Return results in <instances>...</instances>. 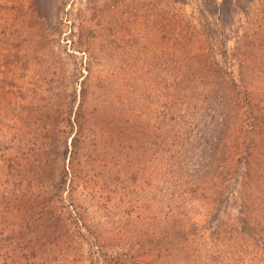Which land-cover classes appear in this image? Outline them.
Returning a JSON list of instances; mask_svg holds the SVG:
<instances>
[{
    "label": "rangeland",
    "instance_id": "374dc122",
    "mask_svg": "<svg viewBox=\"0 0 264 264\" xmlns=\"http://www.w3.org/2000/svg\"><path fill=\"white\" fill-rule=\"evenodd\" d=\"M0 264H264V0H0Z\"/></svg>",
    "mask_w": 264,
    "mask_h": 264
}]
</instances>
